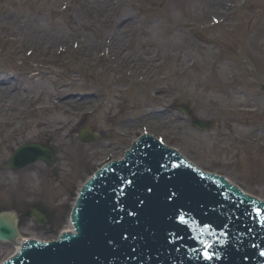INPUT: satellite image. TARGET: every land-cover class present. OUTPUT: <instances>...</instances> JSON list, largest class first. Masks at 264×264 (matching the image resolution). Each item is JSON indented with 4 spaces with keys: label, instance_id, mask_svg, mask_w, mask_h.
Listing matches in <instances>:
<instances>
[{
    "label": "rangeland",
    "instance_id": "374dc122",
    "mask_svg": "<svg viewBox=\"0 0 264 264\" xmlns=\"http://www.w3.org/2000/svg\"><path fill=\"white\" fill-rule=\"evenodd\" d=\"M218 1L0 0V169L28 140L47 137L59 152L52 169L39 162L0 172V212L18 218L24 235L57 236L94 162L128 147L131 129L164 135L236 183L238 158H264V0ZM153 57L165 81H141ZM175 103L219 129L189 122L185 130L184 114L166 111ZM88 125L98 138L85 143L79 132ZM34 206L49 224L28 213ZM11 249L0 242V261Z\"/></svg>",
    "mask_w": 264,
    "mask_h": 264
},
{
    "label": "water",
    "instance_id": "95a60500",
    "mask_svg": "<svg viewBox=\"0 0 264 264\" xmlns=\"http://www.w3.org/2000/svg\"><path fill=\"white\" fill-rule=\"evenodd\" d=\"M137 133H139V132L135 133V137H136ZM146 146H147V144L145 142L141 143L140 145H137L135 152L137 154H140V155L147 153V151H146L147 147ZM27 149L28 148H24L23 150L18 152L21 155L18 158L19 160L17 162H15V156H14L12 159L11 165H13L14 167L23 166V165L39 158V157H42V158L48 160L47 156L50 155V153H51L47 149L35 148L36 152H39V153L36 156H34L32 159L28 160L29 156H33V155H26L25 152ZM16 157H18V154H16ZM144 158L146 159V161H148V158L146 156H144ZM126 161H127V159L120 161V162H115V163L123 165V164L127 163ZM108 166H110V165L107 164L103 169H101L100 171L97 172V175L95 176L94 179H91V181L89 182V184L86 186V188L84 190L85 194L87 192H89L91 189H94L99 184L100 179L104 175V173L107 171ZM134 172H135V164L134 163H131L130 167H128V168L122 167V170H120V173L124 176V181H122L121 184H126L127 181H132L131 188L141 189V191L137 192L136 195H141L142 193L145 194V188H146L147 183L143 184L142 183V177L140 175L137 176V175L133 174ZM233 172L235 173L236 178H237V176H241L238 179L237 184L244 187L249 193L264 199V158L263 157H260L259 155H257L256 157H252L250 154V155L243 157L242 160L240 158H238L237 161L234 163ZM221 173L224 174V172H221ZM136 177L141 180L137 184H135L133 181ZM115 181H118V177L115 178ZM168 192H174L176 194V190H174V189H172ZM186 197L187 196H183V198L186 202V206H187L191 202V200L189 198H186ZM129 203H130L129 205L131 207H137V204L135 202L130 201ZM1 217L2 218H0V225L5 224L3 222L4 219L9 221L6 217H4V216H1ZM170 220L171 221H177L178 216L176 214H173V215H171ZM71 232H74V229H63L62 230V233H66V234L71 233ZM28 237H31V236H28ZM39 239H42V238H39ZM52 239H55V238H52ZM26 240L28 241V238ZM17 242H18V247L16 248L14 253H16L18 251V249L22 245L25 244V239H17ZM121 247H122L121 245H118L117 249H121ZM217 262L218 261H215V264H217ZM181 263L187 264L188 262L182 261ZM131 264H136L135 258H132ZM218 264H221V263H218ZM223 264H225V262Z\"/></svg>",
    "mask_w": 264,
    "mask_h": 264
},
{
    "label": "bare ground",
    "instance_id": "6f19581e",
    "mask_svg": "<svg viewBox=\"0 0 264 264\" xmlns=\"http://www.w3.org/2000/svg\"><path fill=\"white\" fill-rule=\"evenodd\" d=\"M214 1V3H218L219 1L218 0H213ZM88 13H92V12H90V11H88ZM2 24H3V22H2ZM4 26H5V24H3ZM125 30H126V25L124 24V28H123V32H125ZM122 32V33H123ZM115 42H117V39L115 40ZM102 54V53H101ZM112 54H116L117 55V48H115V49H113V52H112ZM93 55H96V54H94L93 53ZM99 55V54H98ZM103 55H105V56H107V55H109V53L108 54H105V53H103ZM147 55V52H145V53H143V54H141V55H139V58H142V61H145L147 58H149L148 56H146ZM156 56V55H155ZM110 57V56H109ZM143 57H144V59H143ZM155 58L153 57V58H150V62L146 65V67H151V69L150 70H146V72H145V74L143 75V74H137V73H135L136 75H134V76H138V75H143L142 76V79H141V81H147V82H149L148 80H150V78H152L153 76H155V75H158V78L161 80V81H165V79H166V77L168 76V74H166L165 72H162V69H161V65L160 64H157V65H155V64H152V62H153V60H154ZM166 59H170V58H167L166 57ZM248 59L249 60H251L255 65H258L255 61L257 60V59H255V58H251V57H248ZM161 60V59H160ZM151 65V66H150ZM154 65V66H153ZM195 65H196V63H195ZM194 65V66H195ZM253 68H254V66H253ZM1 90H5L4 89V87H2L1 88ZM1 90H0V95H1ZM157 90H159V89H157ZM154 98H157V100H159V96H153ZM193 109H191V111H192ZM225 109L224 108H222L221 109V111H224ZM182 111H184V112H187V114H189V116H190V112L191 111H189V110H186V109H182ZM229 113V112H228ZM171 115H175V114H173V113H171ZM153 115H151V117H152ZM180 118H184V115L183 116H180ZM185 118H187V117H185ZM146 120H150V118H147ZM156 120H159V116L158 117H156ZM185 122L187 123V125H185ZM185 122H183V124H184V126H185V130H187V128H186V126L188 127V126H190L189 125V122H187V121H185ZM192 126L196 129V130H200V131H204V130H206V129H209V128H212V127H214L215 126V128L216 129H219V126L217 125V124H215V123H213V121H211V120H208V119H202V118H200L199 119V121H193L192 123ZM215 124V125H214ZM221 137H223V136H221ZM220 137V138H221ZM205 145H207V144H205ZM33 209H35V211L37 210V207H34ZM38 214V213H37ZM7 217V216H6ZM8 218H9V220L11 219L12 220V218L13 219H15L16 217L13 215H8ZM64 229H74L73 228V223L72 222H69V223H67V225L64 227ZM61 230H63V229H61ZM61 233H62V231H61ZM57 235H58V233H57ZM56 236V235H55ZM54 236V238H57V236L55 237ZM18 239H27V237H24V236H21V235H19V237H18ZM48 239H51V238H48ZM52 240V239H51ZM18 247V242H17V240H16V242L14 243V248L13 249H11V252H10V254L12 255L13 253H14V251L16 250V248Z\"/></svg>",
    "mask_w": 264,
    "mask_h": 264
},
{
    "label": "snow or ice",
    "instance_id": "6c2138e0",
    "mask_svg": "<svg viewBox=\"0 0 264 264\" xmlns=\"http://www.w3.org/2000/svg\"><path fill=\"white\" fill-rule=\"evenodd\" d=\"M127 183L131 186L132 181H127ZM149 194L155 195V193L153 192V188L151 186H147L145 188V199H150L151 198V195H149ZM164 196H165V199H170L171 197L175 196V193L174 192H165ZM140 203H141V205H143L144 204V199H142L140 201ZM133 215H135V213H133ZM255 215L258 218L259 223L262 226H264V219H259L261 217V215H262L261 211L257 210ZM179 223L186 225L187 224L186 218L184 216H180L179 217ZM122 239L127 240L128 236L127 235H123ZM200 243L203 244L204 248L206 249L203 252V254H202L203 255V259H205V260L221 259V257L217 256L215 253H212V252L208 251V249L212 248L211 244L206 243L204 241H200ZM133 251H135V249H133ZM260 255L264 256V251L260 252Z\"/></svg>",
    "mask_w": 264,
    "mask_h": 264
}]
</instances>
